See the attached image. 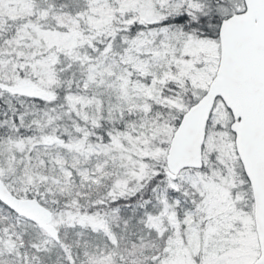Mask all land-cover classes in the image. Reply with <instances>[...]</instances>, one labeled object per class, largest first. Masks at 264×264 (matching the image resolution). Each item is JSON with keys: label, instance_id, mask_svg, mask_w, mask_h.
I'll use <instances>...</instances> for the list:
<instances>
[{"label": "snow or ice", "instance_id": "obj_1", "mask_svg": "<svg viewBox=\"0 0 264 264\" xmlns=\"http://www.w3.org/2000/svg\"><path fill=\"white\" fill-rule=\"evenodd\" d=\"M0 264H264V0H0Z\"/></svg>", "mask_w": 264, "mask_h": 264}]
</instances>
